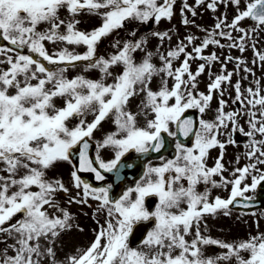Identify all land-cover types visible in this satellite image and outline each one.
I'll list each match as a JSON object with an SVG mask.
<instances>
[{
  "label": "snow or ice",
  "instance_id": "6c2138e0",
  "mask_svg": "<svg viewBox=\"0 0 264 264\" xmlns=\"http://www.w3.org/2000/svg\"><path fill=\"white\" fill-rule=\"evenodd\" d=\"M180 2L183 26L203 36L187 34L173 45L175 29L151 31L158 41L153 52L146 49L147 37L137 38L138 26L171 22L177 0H0V264H264V233L233 243L203 234L206 217L250 207L252 197L246 193L264 182V87L256 80L242 90L241 82L255 75L245 59L205 54L210 47L244 53L252 41L257 57L252 63L264 69V52L253 40L264 32V0H243V7L242 0ZM229 4L235 8L231 22L222 14L211 29L186 15L195 18L200 7L216 13ZM81 16L96 17L99 24L80 30ZM246 19L255 27H241ZM128 24L133 29L111 43L115 51L98 55L102 40L119 37ZM80 47L86 50L77 52ZM137 52L144 53L140 60ZM217 63L218 74L212 71ZM77 67L84 74L69 78V70ZM93 71L96 78L86 75ZM234 75L240 77L235 83ZM201 76L208 80L206 92L199 90ZM226 93L237 106L231 111L225 110ZM214 96L216 115L205 120ZM190 110L198 118L187 115ZM105 123L112 129L96 140ZM237 133L247 138L250 163L234 168L229 179L222 160L226 145L238 143ZM167 137L174 141L173 157L161 156L159 165H149L133 187L113 198L111 191L124 179L121 169L133 167L122 158L133 151L161 153ZM217 148L209 167L210 150ZM62 162L72 166L71 189L63 179L47 175ZM81 174H93L99 182L105 174L115 179L97 187ZM201 184L204 190L198 191ZM217 188H230L229 196L210 199ZM61 193L65 204L93 209V219L104 216L102 224L95 219L90 243L63 260L57 252L62 234L83 228L61 205ZM149 197L156 198L154 210L146 207ZM142 222L152 227L133 247L130 236ZM208 246L226 251L205 256Z\"/></svg>",
  "mask_w": 264,
  "mask_h": 264
},
{
  "label": "rangeland",
  "instance_id": "374dc122",
  "mask_svg": "<svg viewBox=\"0 0 264 264\" xmlns=\"http://www.w3.org/2000/svg\"><path fill=\"white\" fill-rule=\"evenodd\" d=\"M187 2L192 5L194 4L193 0H187ZM180 7H181V2L180 0H177V4L175 5V15L173 17V19L171 20V22L163 20L160 22L159 25H154L152 23H149L148 29H144L142 25H139L140 30L137 33V38H139L140 36H144L147 37L148 39V43L146 45V49L148 51H153L155 52L158 46V41L155 38H152L150 36V32L151 31H167L170 28H173L177 31L179 36H185L187 34H191V31H194V34L197 36L202 35L203 33H201L197 28H190V29H186L183 28V24H182V17L180 14ZM241 7H243V0H242V4ZM198 9V8H197ZM199 11V10H198ZM234 12H235V8H234ZM198 13V17H199ZM186 15L188 16L189 19H195L193 17H191V14L188 15L186 13ZM81 23L79 25L80 30H91L93 27L97 26L99 24V19L96 17H89V16H81ZM198 20V19H197ZM215 20V18L213 17V21ZM197 25L200 26V28L202 29H211L212 26L211 25H207L204 21H201L200 23L198 22ZM241 25H244L243 22H241ZM133 29V25L132 24H128L127 28L125 30L120 31L119 33V37H116L115 34L113 36H109L108 38L102 40V42L98 45V51L97 54L100 56H105L107 57L109 54L113 53L115 51V49H113L111 47V43L113 41L114 38H119V39H123L126 36V32L128 30H132ZM187 30V31H186ZM201 37V36H200ZM176 40V38H174ZM174 39L172 40V44L174 45V43L176 41H174ZM253 40L256 41V48H258L259 44L257 43V40L255 38H253ZM199 43V41H197ZM221 43H224L223 40H221ZM252 41L249 42V46H251ZM50 47V51H54L55 49H53L51 46ZM168 47V43L166 42L164 45V48ZM86 49L83 47L80 48H76L77 52H83ZM161 51H163L164 49H160ZM260 52H264V38H262V40L260 41ZM210 52H216L217 55H219L221 57V59L223 60L225 55H234L236 57L238 56H243L242 58L245 59L247 62H249L250 65V55L248 54V50H246L244 53H240L238 50L236 49H231L229 50L228 48H225L223 50L218 49L216 47H210L208 50H206L205 54H208ZM144 55V53L142 52H137L135 54V58L137 60H140L141 57ZM252 57V56H251ZM154 62L158 63V60L154 57ZM197 63L192 64V70L195 71L196 67H197ZM216 65H219V68L221 67V65L219 63L215 64L212 71L215 72V67ZM228 71H232L234 69V65L228 64L227 65ZM251 68H253L251 66ZM254 71V70H253ZM258 71V70H257ZM216 73V72H215ZM255 75H248V78L246 80H243L241 82L242 84V90L247 88V87H254L255 86V81L256 80H260L259 76L257 75V73L254 71ZM76 74H84L82 72V67H77V68H73L70 69L69 72L67 73V75L69 76V78H71L72 76L76 75ZM258 74L261 76V71H258ZM86 75H88L90 78H96L98 76V73H96L95 71L87 73ZM240 75H244L243 72L240 73ZM239 76L234 75L232 78V82L235 83V81L237 79H239ZM200 84H199V90H202L203 92L206 90L205 85L207 84L208 80L206 76H201L200 78ZM171 83V81H170ZM153 88H155L157 86V82L154 81L153 82ZM261 86L264 87V83L261 82ZM231 91V90H229ZM234 92H231V96L234 97ZM225 99L228 100L229 103V107L226 108V111H231L233 110L236 106L231 104V98L229 97V95L226 93L225 95ZM58 104L61 103V101H57ZM137 102L134 101L133 102V109H135V104ZM218 107V99L214 96L213 101L211 102L210 108L211 111L208 110L207 113L203 116V118L205 119L208 115H210L212 118L215 117L216 115V109ZM212 112V114H210ZM75 121H73L74 123ZM240 124L241 126L244 127L245 130H248L247 126L245 125V121L243 119L240 120ZM112 129V126L110 123H105L103 128L100 131H97L94 135L96 140H99L103 134L109 130ZM219 139L224 142V140L222 138L219 137ZM227 146V145H226ZM247 151V149L245 148V152ZM229 154L227 153V155L229 157H231V151L228 149ZM244 152V154H245ZM244 154H241V158L239 163H241L242 167L248 163H250V161L245 157L243 158ZM105 159H108L110 156V153H104ZM157 162H154V164ZM67 165V164H66ZM159 165V163L156 164V166ZM72 170V166L71 165H67V167L61 166L60 163H58L54 168L50 169L47 173L48 177L52 178V177H56V178H61L64 176V174H67L69 177L67 179V186L71 189V184H70V172ZM248 183L250 184L251 181L249 180ZM252 191H249L248 193H250ZM254 192V191H253ZM68 207V211L69 213L72 215L73 217V224H78L81 228H83V231H79L77 229H75V227L69 231H67L66 233L62 234V237L59 240V243L57 244V252H58V258L63 260L65 258V255H71L74 254L75 250L77 248H83L86 247L90 241L93 239V233H92V229L96 228V222L95 219H98L100 221V223H104V216L103 215H99L97 216L95 219L92 218V213H93V209H89L87 207H81L78 206L76 204H72V205H67ZM95 207V206H93ZM85 213H87V215H85ZM231 221L237 225H243L242 227L227 223L223 225L224 223H220V222H212L210 224V227L207 231H204L203 234L206 236H210L211 238L220 240V241H224L227 243H233V242H237L240 240H246L249 238V236L252 235H257L258 233H264V214L260 213V214H256V215H245L243 218L241 219H233L232 216H230ZM253 220L258 221V226L255 225V223L253 222ZM221 228H224V232H219L218 230H220ZM226 234V235H225ZM135 247V246H133ZM225 249H215L212 246H208L205 247L204 252H205V256H215L217 254H220L222 252H225Z\"/></svg>",
  "mask_w": 264,
  "mask_h": 264
},
{
  "label": "water",
  "instance_id": "95a60500",
  "mask_svg": "<svg viewBox=\"0 0 264 264\" xmlns=\"http://www.w3.org/2000/svg\"><path fill=\"white\" fill-rule=\"evenodd\" d=\"M72 158L74 160V163H76L77 162L76 156L74 155ZM140 162L139 163H136L135 170L134 171H132V169H127L126 167H124V168L121 169V176L124 177V179H123V182L119 183V185L116 186V187H114V189L111 191L112 192L111 196L113 198H117L122 193L123 183H124V180L127 177H132L134 179L135 177H137L140 174V171L142 170V164ZM129 173H132V174H129ZM81 175H82V177L84 179H86L87 181H89L94 186L95 185H98L99 183H103L104 182V181H102V182L96 181L94 179V175L93 174H81ZM105 175H106V180L107 181L108 180H114L115 179L114 176H113V174H105ZM107 178H109V179H107ZM262 185L264 186V183ZM262 190L264 191V187H263ZM263 196H264V194H263ZM142 225H144V224L142 223V224L138 225L139 227H137V228H140ZM132 236L136 237L135 232L132 234ZM135 241L136 242L140 241V237H138L137 239H135Z\"/></svg>",
  "mask_w": 264,
  "mask_h": 264
}]
</instances>
